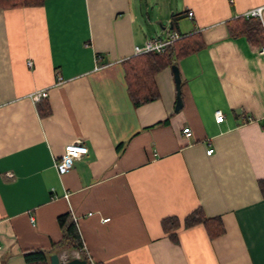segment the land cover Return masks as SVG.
Segmentation results:
<instances>
[{
  "label": "crops",
  "instance_id": "0c3cea01",
  "mask_svg": "<svg viewBox=\"0 0 264 264\" xmlns=\"http://www.w3.org/2000/svg\"><path fill=\"white\" fill-rule=\"evenodd\" d=\"M259 7L264 32V0L0 8V264L49 250L64 213L89 264H264V43L228 29ZM179 14L171 32L202 43L176 61L181 108L171 66L154 75L158 98L135 107L123 61L146 39L171 33ZM36 90L47 91L45 117L30 100ZM75 142L87 152L59 174L53 162ZM197 208L220 218V236L202 224H180L175 240L163 232V218L181 221ZM54 253L60 262L79 258L77 250Z\"/></svg>",
  "mask_w": 264,
  "mask_h": 264
},
{
  "label": "trees",
  "instance_id": "16d2710c",
  "mask_svg": "<svg viewBox=\"0 0 264 264\" xmlns=\"http://www.w3.org/2000/svg\"><path fill=\"white\" fill-rule=\"evenodd\" d=\"M43 2L44 0H0V8L35 6L41 5ZM178 16H182V14L171 15L170 32L175 30ZM228 29L233 37L243 35L252 45L264 43L263 29L258 20L253 17H239L232 20L228 22ZM201 45L202 43L197 37L181 36L168 45L161 54L148 52L124 60L123 70L126 91L132 104L137 107L157 99L158 90L154 83V75L164 67L176 65L178 59L198 50ZM41 101L38 102V111L40 116L45 117L49 115L50 108L45 105L41 106ZM166 122L167 120H164L158 124L161 125ZM258 186L264 196V179L258 181ZM57 223L60 229V239L56 243H52L49 250L32 249L23 251L22 254L26 264H50V252L60 250H77L79 258L87 261L82 249V240L72 216L69 213L61 214L57 217ZM180 224L184 227L202 224L211 238L220 236L224 232L220 218H206L200 208L188 213L181 221L176 217H165L160 221L163 232L172 240H175L174 231Z\"/></svg>",
  "mask_w": 264,
  "mask_h": 264
},
{
  "label": "built area",
  "instance_id": "2783aa9c",
  "mask_svg": "<svg viewBox=\"0 0 264 264\" xmlns=\"http://www.w3.org/2000/svg\"><path fill=\"white\" fill-rule=\"evenodd\" d=\"M187 16L189 18L192 17V12H188ZM244 16L246 18L249 17H255V18H261V8H255L252 9L248 12L244 13ZM181 36L178 35L176 32H171L166 36H155L153 38L146 39L143 43L142 46H136L134 48V54L139 55V54H144L148 52L156 53V54H161L165 51L166 47L170 44H172L174 41L179 39ZM262 53H264V48L260 49ZM28 67L32 66V62L28 60L26 62ZM57 82H60L61 78L60 76H57ZM30 100L34 103H38L42 99H45L47 97V91L46 90H36L32 92L30 95ZM214 117L216 122H221L224 119V116L220 110H215L214 112ZM249 120V117L246 118ZM190 131L186 130L184 132V136L188 137L190 136ZM87 152V147L83 145L80 142H75L71 144H67L64 147V152L63 154L54 160L53 166L55 170L59 174L66 173L72 168V165L75 160H78L82 155H84ZM213 152V148L209 147L206 149V154L210 155ZM103 221H106V219H103Z\"/></svg>",
  "mask_w": 264,
  "mask_h": 264
},
{
  "label": "water",
  "instance_id": "95a60500",
  "mask_svg": "<svg viewBox=\"0 0 264 264\" xmlns=\"http://www.w3.org/2000/svg\"><path fill=\"white\" fill-rule=\"evenodd\" d=\"M174 83L176 87V102H175V111H178L181 108V96H180V77L178 72V67L176 65L171 66ZM50 264H89L85 259L72 258L63 262H60L59 256L57 254H51L49 256Z\"/></svg>",
  "mask_w": 264,
  "mask_h": 264
},
{
  "label": "rangeland",
  "instance_id": "374dc122",
  "mask_svg": "<svg viewBox=\"0 0 264 264\" xmlns=\"http://www.w3.org/2000/svg\"><path fill=\"white\" fill-rule=\"evenodd\" d=\"M165 1V3L166 2H169V1H172V0H160V2H164ZM164 24H165V21H164ZM158 27L157 28H160L159 27V25H157ZM151 32H153V31H150V34H151ZM155 37V36H154ZM151 38H153V37H151ZM171 69V68H170ZM172 71V70H171Z\"/></svg>",
  "mask_w": 264,
  "mask_h": 264
}]
</instances>
